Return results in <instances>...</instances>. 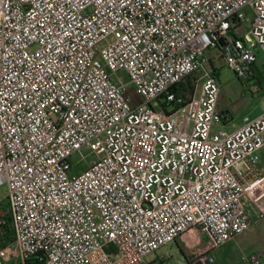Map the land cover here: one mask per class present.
<instances>
[{"label": "built area", "instance_id": "obj_1", "mask_svg": "<svg viewBox=\"0 0 264 264\" xmlns=\"http://www.w3.org/2000/svg\"><path fill=\"white\" fill-rule=\"evenodd\" d=\"M210 52L256 89L264 0H0V264H175L148 258L264 220V113L216 128Z\"/></svg>", "mask_w": 264, "mask_h": 264}, {"label": "rangeland", "instance_id": "obj_2", "mask_svg": "<svg viewBox=\"0 0 264 264\" xmlns=\"http://www.w3.org/2000/svg\"><path fill=\"white\" fill-rule=\"evenodd\" d=\"M252 18L249 16L246 25L242 26L237 30L240 35L249 31L250 23ZM210 58L212 64L210 68L218 71V81L220 87V97L218 102V109L220 113L226 118L225 122L216 125L217 129H223L226 132H234L245 125V119L254 120L260 117L264 113V77L261 78V82L254 79L253 84L257 85V88L252 87V82L247 84V87L237 79L235 73L225 64L218 52H210ZM257 68L264 76V55L258 54L257 57ZM125 81L127 77L122 74ZM129 95L138 101V97L135 89H129ZM93 157H89L85 163L79 164L77 167L79 170L86 168L89 161ZM79 157H75L74 161H78ZM260 169L264 173V149L260 154ZM7 196V187L4 186L0 189V200H3ZM4 212L7 211V201L4 200L1 207ZM261 226L264 229V220H261ZM253 228V227H252ZM244 241L246 249L242 252L236 253V255L228 260H223L222 264H251L245 260V257L250 254L257 252L258 248L255 249L257 239L254 236V230H249L241 238L231 242L225 248H234L235 245ZM248 246V247H247ZM253 246L254 248H249ZM221 248H214L208 234L199 229H194L183 234L177 241L163 246L155 256L149 257V261L155 260V258L166 257L168 261L175 264H188L196 262L203 257L213 256L216 260V264H220L214 253L219 252ZM261 249V248H259ZM261 264H264V258L261 260Z\"/></svg>", "mask_w": 264, "mask_h": 264}, {"label": "trees", "instance_id": "obj_3", "mask_svg": "<svg viewBox=\"0 0 264 264\" xmlns=\"http://www.w3.org/2000/svg\"><path fill=\"white\" fill-rule=\"evenodd\" d=\"M211 64H212V59H211ZM213 69V68H212ZM257 71L254 76V79H256L259 84L261 82V78L263 77L262 73L260 72V69L256 67ZM213 72L215 75L218 76V71L213 69ZM262 76V77H261ZM192 79L193 76H188L186 79H184L182 82H180L176 87L172 89V91L177 95V96H184L187 93H191L194 90V86L192 85ZM226 120V118H225ZM224 120V122H225ZM14 240V232L11 226L10 221L8 222L7 227L0 228V246L3 247ZM13 264H22L20 261L18 262H13Z\"/></svg>", "mask_w": 264, "mask_h": 264}, {"label": "crops", "instance_id": "obj_4", "mask_svg": "<svg viewBox=\"0 0 264 264\" xmlns=\"http://www.w3.org/2000/svg\"><path fill=\"white\" fill-rule=\"evenodd\" d=\"M264 149V148H263ZM263 149L260 151V154L262 153V151H263ZM264 174V173H263ZM261 224H262V222H257L254 226H253V228H251V231L252 230H254V236L256 237V239H257V243H256V245H255V249H257L258 248V250L257 251H259V250H262V249H264V229L262 228V226H261ZM243 236V235H242ZM241 236V237H242ZM241 237H239V238H241ZM236 242V241H235ZM233 243V242H232ZM244 243V241L242 240L241 241V243L240 244H238V245H235V247L234 248H232V249H230V248H225L227 245H229V244H227L226 246H224V247H222L221 249H220V251L219 252H215L214 253V256L216 257V259H217V261L220 263V264H222V261L223 260H228V259H231V258H233L235 255H236V253H238V252H242L243 251V249H246L245 248V245L243 244ZM248 247V246H247ZM0 248H2L1 246H0ZM249 248H254L253 246H250ZM259 248H261V249H259ZM264 258V257H263ZM19 262V260H13V261H11V262H9V263H5V264H13V262Z\"/></svg>", "mask_w": 264, "mask_h": 264}]
</instances>
